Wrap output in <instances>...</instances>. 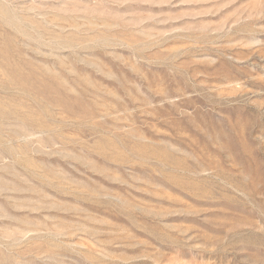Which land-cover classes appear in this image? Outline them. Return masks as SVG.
I'll return each instance as SVG.
<instances>
[{"label":"rangeland","instance_id":"374dc122","mask_svg":"<svg viewBox=\"0 0 264 264\" xmlns=\"http://www.w3.org/2000/svg\"><path fill=\"white\" fill-rule=\"evenodd\" d=\"M0 264H264V0H0Z\"/></svg>","mask_w":264,"mask_h":264}]
</instances>
